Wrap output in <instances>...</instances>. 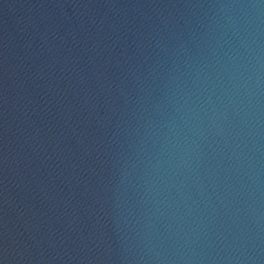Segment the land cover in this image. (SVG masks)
Masks as SVG:
<instances>
[{
  "label": "water",
  "instance_id": "95a60500",
  "mask_svg": "<svg viewBox=\"0 0 264 264\" xmlns=\"http://www.w3.org/2000/svg\"><path fill=\"white\" fill-rule=\"evenodd\" d=\"M0 264H264V0H0Z\"/></svg>",
  "mask_w": 264,
  "mask_h": 264
}]
</instances>
